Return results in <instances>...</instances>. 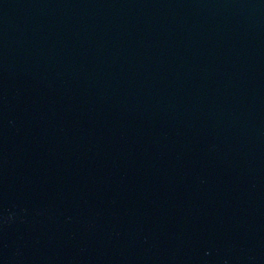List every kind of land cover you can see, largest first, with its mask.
<instances>
[{
  "label": "water",
  "instance_id": "1",
  "mask_svg": "<svg viewBox=\"0 0 264 264\" xmlns=\"http://www.w3.org/2000/svg\"><path fill=\"white\" fill-rule=\"evenodd\" d=\"M0 264H264V0H0Z\"/></svg>",
  "mask_w": 264,
  "mask_h": 264
}]
</instances>
